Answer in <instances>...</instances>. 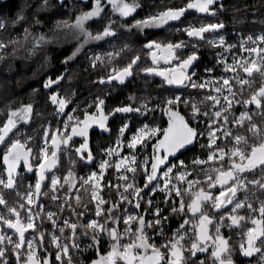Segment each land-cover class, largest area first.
Instances as JSON below:
<instances>
[{
    "label": "snow or ice",
    "instance_id": "obj_1",
    "mask_svg": "<svg viewBox=\"0 0 264 264\" xmlns=\"http://www.w3.org/2000/svg\"><path fill=\"white\" fill-rule=\"evenodd\" d=\"M76 2L82 8L88 7L89 10L82 11L77 15L74 23H69L67 20L58 22L57 29L63 31L53 35L51 39L47 38L44 33L33 35L28 28L24 29L23 45L18 39L5 41L0 38V62L8 59L7 51L10 46H24L27 56L31 57L48 45L66 43L70 38L78 42L82 41V43H78L72 55L62 61L67 65L83 52L85 46L89 44L99 46L101 42H107L117 35L114 30L116 23L114 19H109L102 30H98L96 33L88 30V22L103 19L106 5H110L112 13H118V16L122 18L121 26L124 31L131 34L135 29L140 35H144L145 30L148 29H163L165 26L181 22L189 10L215 16V6L218 3L220 9H223L220 0H187V3L182 7L164 8L144 19L135 20L130 27H124L127 18L133 17V14L141 8L138 0H132V2H128V0H76ZM64 5L65 0H58L59 7ZM48 6L49 0H43L40 8L47 10ZM21 20H23L22 16L16 22L19 23ZM35 23L39 25L41 22L37 19ZM223 28V23H208L198 27L189 24L184 27H176L175 31L185 34L190 40L195 38L204 41L206 33H216ZM4 30L5 24L0 23V32ZM249 42L255 46L246 47ZM207 43L223 49V52L217 54V64L213 68H206L205 72L211 74L219 65H223V68L219 78L209 75V78L202 82L193 79L196 76L195 72L189 73L188 71L199 59L196 52L193 51L187 55V58H181L183 49L188 47L187 42L181 40L162 43L148 40L142 45V48L146 49L151 56L153 65H158L161 60L166 65L178 61L175 67L170 68L146 67L143 69L145 73L162 77L163 82L168 86L197 90L207 89L202 103L211 102L210 108L209 111L201 112L197 103H190L189 99L182 95H175L167 98L162 106L156 105L149 108L145 103L139 107L129 105L114 109L113 116L116 113H137L145 117L159 109L163 116L168 117L167 127L145 124L133 132L125 142L124 136L126 131H129V125L123 124L116 138L117 147H108L104 150L103 155L109 159H101L98 162L99 172L91 171L87 178H79L82 181L81 188L86 189V186H91V200L88 203L95 202L93 209H89L88 203H85L78 194L77 177L73 171L70 170L66 176L62 177L53 174L50 185L45 182L49 179L46 174L57 167L58 152L61 151L62 145L63 151H74L80 161L85 162L86 165L90 166L96 163L89 146V129L96 125L102 132L109 131L107 127L109 116L105 115L103 110L105 101L97 98L95 102L96 114H89L85 110L84 118L81 120L79 116L66 113L65 110L71 103L69 99L61 97L58 92L51 94V104L56 106L55 115H66L67 119L60 122L62 126H58L55 131L51 132V135L50 128L45 130L43 146L37 152L26 147L27 142L22 143L20 139L6 144V139L14 129H17L18 124L30 122L34 111L33 105L31 103L23 104L18 109L10 110L7 113L6 121L0 126V144L6 146L2 157L4 171L0 173V189L15 192L19 200L24 203L17 202L15 206H9L3 192L0 191V208H2L0 210V264H12V257L15 259V264H50L48 259L37 258L35 233L43 226V220L41 219L40 225L35 221L44 216L51 222L53 229L51 243L57 249L55 260L60 264H63L62 257H68V264H72L69 246L60 243V237L55 235V229L61 220L63 226L59 227V232L63 236L66 229L71 230L73 248L79 247L75 242L78 228L81 230V235L90 238L91 243L88 247L95 248L98 256L103 236L106 235L114 242L107 255L93 260L92 264H118L119 261H123L124 264H208V261L211 264H236L233 259V249L229 246V239L225 238L221 229L240 227L249 219L252 226L247 228L246 243H240L238 252L241 258L256 257L258 264H264V200L259 199L260 195H264V127L253 121V116H259L264 120V34L255 39L251 35L246 40L241 37L240 51L241 53L246 52L247 57L233 54L231 63L228 62V57L224 53H231L236 45L226 44L223 36H220L218 40H209ZM119 55L120 53L115 52L107 53V63L111 64L112 58ZM11 58L15 59L16 54L13 53ZM89 59L93 70H96L98 63L100 66L105 65V57L99 54H94ZM140 59L141 57L136 55L123 68L113 67L108 73L107 81L101 78L99 83L117 81L119 84H124L127 78L133 76L134 66ZM241 73L245 75L242 77ZM255 76L260 77V86L256 91L248 94L245 91V86L251 89L255 84ZM63 80L64 74L55 78L48 76L43 83V88L49 90L53 86L59 87ZM225 93L227 94L225 95ZM236 105L243 108L238 117L233 115ZM251 105L255 106V112L249 107ZM181 106L188 110V119L179 111ZM76 111V108L72 109L73 113ZM246 122L248 133L256 141L252 144H249L248 138L245 136H234L232 131L227 128L229 123L243 128ZM217 133H221V135H217ZM75 137L83 138V142L73 148L76 143ZM201 138L207 139V144H201L202 149H207V160L196 158L192 163L194 166H198L212 162L214 166L205 171V181L187 180V176L191 173L188 172L185 162L178 159L177 154L182 150H187L189 146H195ZM218 141L223 143L224 147H220ZM242 145L246 147H242ZM125 147L129 150V155L123 156L114 166L117 172L123 168L125 173H132V181L129 182V177L125 174L117 176L115 190L120 196V201L111 203L110 207L105 208L104 205L109 204L110 201L99 193L103 191L104 187H112V185L111 182L103 185L101 182L106 179L105 171L113 167L110 158L120 157L121 150ZM149 147H151L150 153L147 152ZM49 148L52 149L50 154ZM33 161L36 163L34 164ZM21 163L26 173H33L35 169L36 176L34 185L28 184L25 193H20L18 188L19 183L23 180V176L18 171ZM138 171L144 180L142 186L137 183ZM257 172H259V177L255 178ZM249 174L254 178L249 179ZM180 183L187 185L183 191L178 186ZM121 187L123 191H120ZM194 187L198 190L193 192ZM44 188H48L52 193L51 199L57 202L58 212H45V206L40 202V197L48 196L49 191H44ZM61 191H63L62 196L59 195ZM216 191L219 192L218 195H215ZM157 192L163 193L164 199L157 203L155 211L151 213L154 217L152 220H146L144 215L128 214L127 208L124 209L123 217H118L115 214L120 203L126 202L128 205L134 206L135 209H140L141 202H144L147 205L145 215H148V210L153 206L152 197ZM240 192L245 193L243 200L238 197ZM173 193L175 197L180 198L178 207L176 200L172 199ZM185 195L191 196V202L187 205L184 202ZM130 196L133 199H129ZM170 199L173 214L184 215L187 208V213H190L192 217L198 215V224H192L195 231L190 247H185L182 243L187 236L185 225L191 223L187 218L166 243L158 247L155 243L149 242L150 237L146 229H153L154 232L159 229L157 234L164 235V224L170 217L162 214L163 209L160 207V203L168 206ZM254 199L259 205L258 208L254 207ZM133 200H135L134 205ZM205 204L211 205L214 216H218V220L210 217L203 210ZM66 210L75 217L74 221L64 218L63 213ZM240 210H246L249 216L239 215ZM90 211L94 215H88ZM257 213L258 218H256ZM121 218L123 224L127 226L123 234L118 228ZM134 221L137 222L135 232L131 227ZM210 226L214 228V232H210ZM8 230H11V235L8 234ZM29 230H32L30 239L25 235L29 233ZM44 235V232H39L41 246L44 242ZM123 235H128L131 242L121 244ZM13 236H17L18 239L13 240ZM9 246L11 247L9 248ZM210 249V256L197 262V254H207ZM9 252H11V256H9Z\"/></svg>",
    "mask_w": 264,
    "mask_h": 264
},
{
    "label": "trees",
    "instance_id": "obj_2",
    "mask_svg": "<svg viewBox=\"0 0 264 264\" xmlns=\"http://www.w3.org/2000/svg\"><path fill=\"white\" fill-rule=\"evenodd\" d=\"M43 0H2L0 2V23L5 24V30L0 32V38L8 41L10 39H18L21 41V45H23V33L24 29L28 28V30L33 35H39L44 33L46 36L57 34L62 29L58 30L56 25L60 21L67 20L69 23L75 22V17L79 15L82 11L89 10L88 7H81L77 4L76 0H65V5L63 7L58 6V0H49V6L47 10H41L40 6ZM128 2H132V0H128ZM141 4V13H147V15L155 14L159 10H163L167 7L178 8L182 7L187 3V0H161L159 3L155 1V4L160 5V9H154V5L152 2L154 0H138ZM106 10L103 14V19L99 21H91L87 24L88 30L96 33L98 30H102L103 26L108 23L111 18V8L109 6H105ZM23 17L19 23H17V19L19 17ZM39 19L41 22L39 25L35 23V21ZM219 23L224 24V29L218 32L216 35L208 34L207 38L215 37V36H226L227 40L239 41L241 37L245 40L249 35L252 37H257L260 34H264V0H231L218 14V17H206L205 19L195 15L194 13H186L182 18L181 22H176L175 24L165 26L159 33L155 32L150 38H159L158 41L162 43L167 42H179L181 40L188 43V47L183 49V58H187V55L191 54L193 51L199 56L198 61L189 68V73L195 72V79H198V82H201L203 77L205 76V69L208 67H213L216 64L215 52L216 50L209 47L206 44V41L200 40H190L185 34L176 32V27H184L189 24L194 26L205 25L208 23ZM114 30L116 27L114 26ZM118 38L113 41L116 42L121 38L120 42L115 46L114 50L117 48L119 50L117 53H120L119 57L112 58V63H107V53L111 52L110 50L115 45H110L108 43L102 44L99 46V51L102 52V56L105 57V65L98 66L96 70L91 68V61L89 57L84 60L83 58H75L70 61L67 65L62 63L66 57L71 56L72 53L76 50V44H70L64 48H52L49 50V62L47 65L43 64L39 66V63L30 64L29 61L26 64H18V68L16 67L15 71L9 73L8 71L2 70V66L12 60V54L15 53L16 57L25 54L24 46H10L7 51L8 59L4 62H0V126L7 119V113L10 110H15L21 107L23 104L31 103L33 105L34 111L29 123H20L17 126L16 131H21L22 138L21 142H27L26 147L32 148L34 152H37L42 147V141L44 132L46 129L50 128L51 132L55 131L58 126H62L60 122L67 119L65 115L63 119L60 116L55 115L54 105L51 104L50 94L52 91L58 92L61 97L69 99L71 103L68 106V110L66 113H72L74 116H79L82 120L84 111L91 112L95 108V102L97 98L103 99L105 101L104 106L106 107L108 113H113L114 109L119 107H125L132 105L133 107H139L142 104L147 103L148 107L151 108L156 105H163V102L170 97L175 95H182L183 97L189 99L190 103H197L200 106L201 112L209 111L210 102L202 103L204 100V96L207 93V89L205 90H197L191 88H178L175 86H168L163 82V78L155 75L147 74L143 71L146 67H153L150 58L148 57L146 51H131L125 49L126 40L128 37L124 36V33L117 31ZM157 33V34H156ZM156 34V35H154ZM4 35V36H3ZM205 39V40H206ZM195 45V47H193ZM248 47H253L252 44H249ZM123 50V51H122ZM116 53V52H115ZM96 54H98L96 52ZM136 55L141 57L140 63L134 68L132 82L125 87L121 88H110L108 83L101 84L99 83L100 79L103 78L107 81L108 73L111 71L113 67L123 68L126 66L132 58ZM114 59V60H113ZM48 70V72H47ZM52 76L55 78L60 74H64V80L61 82L60 86H53V89L46 90L43 88V83L45 81V75ZM216 75H219L218 72H215ZM231 75V74H228ZM243 77L244 75L241 74ZM206 77L205 79H207ZM255 84L251 89H248L245 86L246 93L250 94V92H254L260 86V77H254ZM132 98V99H130ZM92 105V107H89ZM253 112H255V106H249ZM76 108L77 111L75 113L72 112V109ZM179 111L186 117L189 116L188 110H186L183 106L179 109ZM243 111V108L240 105H236L233 110V115L238 117L240 112ZM159 109L155 113H149L148 117L142 115H134L130 117V125L129 131L126 132L124 136V140L127 141L131 134L135 132L138 128L142 127L145 124L149 125H163V117L158 113ZM211 114V113H210ZM160 115V116H158ZM158 116V117H157ZM124 117V115L122 116ZM121 118L120 121L113 122L108 125V132H104L99 139L96 140L94 146H92L91 151L95 158L96 163L88 166L85 162L80 161L79 156L75 154L74 151L66 152L63 151V145L61 146V151L58 152L59 160L57 167L54 168L53 173L51 172L47 176L49 179L45 182L50 185V179L53 174L57 176H66L67 173L71 170L74 172L77 177V188L79 189V195L85 203H88L91 200L90 196V188L86 187L81 188L80 184L82 181L79 180L80 177L86 178V175L91 173V171L96 170L97 161L102 156V152L104 149L108 148L112 143L116 142V138L119 134V129L127 122ZM151 119V122H146V120ZM231 119V117H230ZM253 121L257 124H260L264 127V120H262L259 116H253ZM247 122L243 128L234 126L232 123L227 125V128L230 129L233 135H242L248 138L249 144H252L254 141L251 137V134L247 131ZM217 135H221V133H217ZM221 139L223 137L221 136ZM13 142L10 139L6 144H10ZM220 147H224V144L220 141L217 142ZM201 144H207L206 138H201L200 142L197 144V147L191 151L188 155H185L180 160L184 161L187 165L188 172L190 171L193 176L191 180L199 179L203 180V175H201V170L195 168L192 161L196 158L201 160L207 159V149H202ZM244 146V145H242ZM74 147H78V143L73 145ZM231 147V145H229ZM246 147V146H244ZM6 150V146L4 147ZM127 152V151H125ZM148 153L151 152V147L147 150ZM4 151L2 152V154ZM147 154V153H145ZM1 158L0 157V173H3L4 169L1 166ZM142 158V157H140ZM35 164L36 161H33ZM114 169L109 170L108 175L106 176V181L112 183V187H108L104 191V197L108 201L109 204H106L104 207H110L111 203L119 202L120 196L117 194L115 190V174ZM23 176V180L19 183L18 188L20 193H25L28 184L34 185L36 176L35 174L29 175L25 172L21 174ZM259 177V172L255 178ZM188 180V178H187ZM132 181V179L130 180ZM121 184L123 182H120ZM137 183L142 186L144 183L143 178L140 173L137 175ZM179 187L183 191L187 186L180 183ZM5 199L8 201L9 206H15L17 202L24 203V201L19 200V197L15 192L10 190H3ZM44 191H49L48 188H44ZM75 193V189L73 190ZM120 191H123L121 187ZM197 191V190H195ZM52 193L49 191L48 196H41L40 202L45 206V212L53 211L58 212L57 202L52 201L51 199ZM59 195H63V191L59 193ZM250 195V193H249ZM245 197V193H240V199L243 200ZM129 199H133L131 196ZM147 199V197H146ZM153 206L149 209V214L145 215V209L147 205L144 202H141V208L135 209L132 205H128L126 202L120 203L119 207L116 209L115 214L118 217L124 216V209L130 207L128 209L132 213H136L139 215H144L146 220H152L154 217L151 213L155 211V207L158 202H161L164 199V194L157 192L153 197ZM172 199L176 200V206H179V197H175L173 193ZM260 200H264V195L259 196ZM134 201V200H133ZM184 202L187 205L191 202V196L185 195ZM254 207L258 208V203L253 200ZM93 201L88 203L89 209L94 208ZM171 199L169 201V205L166 206L163 203H160V207L163 209V215L170 217L168 221L164 224V235H158L159 229L155 232L153 229H146V232L149 234L150 243H155L158 247L166 243L171 239L173 233L180 227V224L183 223L184 219H189L192 221V216L190 213H187V208L185 209L184 215H176L171 212ZM75 206V205H74ZM2 210V208H0ZM82 210V209H81ZM39 211V209H37ZM6 214V213H5ZM23 215V213H22ZM88 215H94L91 211ZM241 215L249 216L246 210L241 212ZM64 218H70L71 220H75V217L71 216V214L66 210L63 213ZM258 216V213H257ZM41 219L43 220V226L38 229L35 233L37 238H39V232H44V242L41 246L42 252H46V255L50 256L53 264H60L59 261L55 260V256L57 253L56 247L51 243V233L53 232L51 222L47 220L46 216L42 218H38L36 223L40 225ZM83 222V218H82ZM137 225V223H136ZM190 225V224H189ZM189 225H185V229L188 231L191 228ZM63 226L62 220L59 222L58 227L55 229V235L60 237V240L69 246V255L72 259V264H92L93 260L99 259L100 256H105L111 250L112 242L106 235L102 237L100 245H99V256L97 255V250L95 248H89L88 245L91 243L89 237H85L80 234L81 230L78 228L77 230V239L76 243L79 245L78 248H73V239L71 230L66 229L63 236H61L59 232V227ZM250 226L249 220L242 224L240 228L237 230L238 236H233L232 242L230 244V248L233 249V259L238 264H242L243 258L240 257L238 248L240 243L243 242L245 238V233L247 228ZM125 225L123 224V219L121 218L118 224V228L121 234L125 229ZM8 234L12 233L8 230ZM189 235V234H188ZM187 235V237H188ZM194 236H192L193 238ZM191 240L186 242L187 247L190 246ZM18 239V238H16ZM131 242L130 238L127 240L126 238H122L120 243L127 244ZM184 242V243H185ZM11 246H9L10 248ZM164 251V249H161ZM11 252H9V256H11ZM210 256V252L208 255H204L206 257ZM202 257H197V262ZM63 264H68V258L62 257ZM14 257H12V261H14ZM208 264H211L208 261Z\"/></svg>",
    "mask_w": 264,
    "mask_h": 264
},
{
    "label": "flooded vegetation",
    "instance_id": "obj_3",
    "mask_svg": "<svg viewBox=\"0 0 264 264\" xmlns=\"http://www.w3.org/2000/svg\"><path fill=\"white\" fill-rule=\"evenodd\" d=\"M155 1H158L159 3L161 2V0H154V2H152V4L154 5V9H160V5L159 4H155ZM231 0H220V3H222V5L223 6H225L228 2H230ZM107 6H109L110 8H111V6L110 5H107ZM215 10H216V15L215 16H212V15H209V14H202V13H197V12H195L194 10H189L187 13H194L195 15H198V16H200V17H202V18H206V17H215V18H217L218 17V14L221 12V9H220V4L218 3L216 6H215ZM149 15H147V13H141V8H139L138 10H137V12L136 13H134L133 14V17H129V18H127V21H126V24L124 25V27H130L134 22H135V20H140V19H144V18H146V17H148ZM111 18L112 19H114L115 21H116V23H115V27H116V30L117 31H120V32H122V33H124V36L125 37H128L129 39L128 40H126V43H125V49L126 50H131V51H139V50H143V51H146V53H147V55H148V57L150 58V61L152 62V59H151V56L149 55V53H148V51L146 50V49H143L142 48V45L144 44V43H146L148 40H156V41H158V39L159 38H150L152 35H150V34H153V33H155V32H157V33H159L160 31H161V29H148V30H145V34L144 35H140L139 33H137L136 32V30L135 29H133V31H132V33L131 34H129V33H127L126 31H124L123 30V27L121 26V22H122V18H120L119 16H118V13H112V11H111ZM91 22V21H90ZM218 23L220 22V20H218L217 21ZM89 23V22H88ZM175 24V23H174ZM224 29V28H223ZM115 30V31H116ZM156 33V34H157ZM156 34H154V35H156ZM217 34V33H216ZM216 34H211V35H216ZM206 35H208V34H206ZM206 35H205V39H206ZM123 37V36H122ZM121 37V38H122ZM116 38H118V35H116L115 37H113V38H110V40L109 41H107V42H101V44L100 45H102V44H106V43H108V44H110V45H114L115 44V42L113 41L114 39H116ZM121 38L116 42V44L114 45V47L110 50L111 52H118L119 50H117V48L114 50V48H115V46L120 42V40H121ZM219 38V36H215V37H211V38H207L206 40H204V41H206V44L209 46V47H211V48H213V49H215L216 50V52H215V59H216V64H217V59H218V56H217V54L218 53H220V52H223V51H221L220 50V48H217V47H215V46H213V45H211V44H209V43H207V41H209V40H213V39H218ZM192 40H197V39H194V38H192ZM78 43H82V41H75V43H73V44H76V45H78ZM99 45V46H100ZM99 46L98 45H96V44H89V45H87V46H85V48H84V50H83V52L80 54V55H78L77 56V58H79V59H81V58H83L84 60H86V58L87 57H91V56H93L94 54H96V52L99 54V55H101L102 56V52H100L99 50ZM127 46V47H126ZM66 47V46H65ZM61 48H64V47H61ZM61 48H58V49H61ZM50 49H52V48H50ZM49 49V50H50ZM49 50H47V55H49ZM237 53L239 54V55H242L241 54V51H240V48H238V51H237ZM243 56H245V57H247V53H245ZM119 56H117L116 58H118ZM116 58H114V59H116ZM49 56L47 57V61L49 62ZM113 59V60H114ZM36 62V61H35ZM35 62L34 63H30V64H35ZM140 63V60L137 62V65ZM178 63V61H173L172 62V64H170V65H166V64H164L163 63V61L161 60L160 62H159V64L158 65H153V67H159V68H163V66H167V68H170V67H175L176 66V64ZM48 64V63H47ZM215 64V65H216ZM136 65V66H137ZM136 66H134V68L136 67ZM3 67V66H2ZM214 67V66H213ZM213 67H208V68H213ZM220 65L217 67L218 69H220ZM17 68H18V66H17ZM218 69H215V72H218ZM188 71H189V69H188ZM47 72H48V70H47ZM219 73V72H218ZM216 74V73H215ZM241 74H243V73H241ZM48 73L45 75V78L47 79L48 78ZM243 75H245V74H243ZM206 77H208L209 78V74L208 73H206L205 72V76L203 77V79H202V81L203 80H205V78ZM132 78H133V76H131V77H129V78H127L126 79V81H125V83L124 84H119L117 81H112L111 83H108V85L110 86V88L112 89V88H121V87H125V86H128L131 82H132ZM207 78V79H208ZM45 79V80H46ZM193 79H195V77H193ZM195 80H197L198 81V79H195ZM201 81V82H202ZM178 88H180V87H178ZM53 89V88H52ZM192 89V88H191ZM55 91H52V93L51 94H53ZM51 94H50V96H51ZM54 107V109H55V111H56V106L54 105L53 106ZM67 110H68V108L65 110L66 112H67ZM103 110H104V114L105 115H108L109 116V119H108V121H107V127H108V125L109 124H112L113 122H117V121H120L121 120V118H124L123 120L124 121H126L127 119H131L130 117H132V116H134L135 114L136 115H138L137 113H116L114 116L112 115V113H108V111H107V109H106V107L103 105ZM162 117H163V125L164 126H162L161 124L160 125H157V126H162V127H167V120H168V117L167 116H163L162 115V113L159 111L158 112ZM72 114V113H71ZM89 114H96V107L93 109V110H91V112H89ZM182 114V113H181ZM124 115V117H122ZM160 115H158V116H160ZM183 115V114H182ZM65 115H62V116H60V118L61 119H63V118H65L64 117ZM140 116V115H139ZM157 116V117H158ZM147 117H148V115H147ZM185 118L186 119H188V117H186L185 116ZM146 122H151V119H148V120H146ZM127 124L128 123H130V120H127V122H126ZM21 131H16L15 129L13 130V133H10L9 134V138L8 139H6V142H8L10 139H12L13 141L14 140H16V139H20L21 140V138H22V133H20ZM104 132H102L99 128H98V126H96V125H94L91 129H89V146H90V150L92 149L91 147L92 146H94V143L96 142V140L97 139H99L100 138V136L103 134ZM131 137V136H130ZM74 140L76 141V143H78V146H79V144L81 143V142H83V138H81V137H75L74 138ZM49 144H50V140H49ZM198 144V143H197ZM42 146H43V141H42ZM4 147H5V144H0V157L2 156L3 157V154H2V152L4 151H6L5 149H4ZM196 147H197V145H196ZM195 147V148H196ZM242 147H244V146H242ZM194 148V149H195ZM194 149H192V150H194ZM51 148H49V154H50V152H51ZM192 150H189L188 152H186V153H184L183 155H181L178 159L180 160L182 157H184L185 155H188L189 153H191V151ZM205 160V159H204ZM207 160V159H206ZM175 162V161H174ZM1 166L3 167V169H4V165H3V160H2V158H1ZM214 165L212 164V162H209V163H207V164H203V165H198V166H195V168H198L199 170H201V175H203V180H201L202 182L203 181H205L206 180V175H205V171L207 170V169H209V168H211V167H213ZM216 166H218V165H216ZM54 170V169H53ZM53 170H52V173H53ZM18 171L20 172V174H22L23 172H25V169H24V167H23V164L21 163V167L18 169ZM190 172V171H189ZM26 173V172H25ZM51 173V172H50ZM50 173H47L46 175H48V174H50ZM191 173V172H190ZM27 174H29V175H32V174H35V169H34V171H33V173H27ZM214 175V174H213ZM257 175V174H256ZM193 176V174L191 173V175H189L188 176V180H191V177ZM251 178H254V177H252L251 176V174H249V179H251ZM195 190H198V188H195L194 190H192V191H195ZM241 193V192H240ZM240 193H238V197H239V199H240ZM219 194V192L218 191H216L215 192V195H218ZM41 199V198H40ZM229 207H231V206H229ZM203 210L206 212V213H208L209 214V216L210 217H213L214 219H216V220H218V216H214V210L211 208V205L210 204H205L204 206H203ZM243 210H240L239 211V215H241V212H242ZM193 219H192V221H191V223H190V225H189V227L191 228L190 230H188L187 231V235H188V237L186 236V239L182 242L184 245H185V247H187V245H186V242H188L189 243V241L191 240V238H192V236H194V229H193V227H192V224H198V215H197V217H192ZM256 218H258V216H257V214H256ZM36 222V221H35ZM249 223H250V219H249ZM252 225H251V223H250V226L249 227H251ZM240 227H235L234 229H228V228H222L221 229V231H222V233H223V235L225 236V238L226 239H229V246H230V244H231V242H232V238H233V236H238V233H237V230L239 229ZM10 232H11V230H9ZM32 232V230H29V233H26L25 235H26V237L27 238H31V235H30V233ZM210 232H214V228L213 227H211L210 226ZM16 238H18L17 236H13V240H16ZM172 238V237H171ZM38 239L39 238H37V236H36V241H37V258L38 259H48L49 260V262H50V264H53L52 263V261H51V258H50V256H48V255H46V252H42V250H41V247L39 246V244H38ZM186 241V242H185ZM60 243H62V244H64L61 240L59 241ZM185 242V243H184ZM243 242L244 243H246V235H245V238H244V240H243ZM55 246V245H54ZM190 247V246H189ZM25 248H26V245H25ZM209 252H211V249L209 250ZM209 253H207V254H200V253H198L197 254V257H202L201 259H205V257H204V255H208ZM68 258V257H67ZM120 262H123V261H120ZM12 264H15V260L14 261H12ZM236 264H238V263H236ZM242 264H258V261H257V258L256 257H253V258H249V259H244L243 258V262H242Z\"/></svg>",
    "mask_w": 264,
    "mask_h": 264
},
{
    "label": "rangeland",
    "instance_id": "obj_4",
    "mask_svg": "<svg viewBox=\"0 0 264 264\" xmlns=\"http://www.w3.org/2000/svg\"><path fill=\"white\" fill-rule=\"evenodd\" d=\"M2 0H0V2H1ZM58 34V33H57ZM55 35V34H54ZM53 35H49V36H46L47 38H49V39H51V37H52ZM75 39H69L68 40V42H66V43H59V44H51V45H48L46 48H44L43 50H41V51H38L37 52V54L35 55V56H31V57H28L27 56V54L25 53V54H23V55H20V56H17L15 59H12V60H10V61H8V62H6L4 65H3V67H2V70H4V71H8L9 73H12V72H14L15 71V69H16V67H17V65L18 64H21V63H23V64H26V62L27 61H29V63H34L35 61V64L36 63H39L40 65L39 66H41V65H43V64H45V65H47V63H48V61L46 60V58L48 57V55H47V50H49L50 48H61V47H65V46H68V45H70V44H73V43H75ZM49 60V59H48ZM163 68H167V66H163ZM206 90V89H205ZM206 91H208V90H206ZM227 93H225V95H226ZM211 103V102H210ZM128 125H130V123H128ZM127 132V131H126ZM126 134V133H125ZM126 142V141H125ZM114 145H116V142L115 143H112V145H110L109 147H113ZM107 149V148H106ZM105 150V149H104ZM104 150H103V152H104ZM127 151V150H126ZM103 152H102V156L100 157V159L97 161V163L101 160V159H103V157H104V155H103ZM127 152H129V151H127ZM111 163L113 164V167H110V168H108L109 170H111V169H114V174H117V173H120V171L119 172H117V170H116V168H115V164L117 163H115L114 162V159L111 161ZM96 169H98V165H96ZM107 169V170H108ZM138 173H139V171H138ZM138 173H137V175H138ZM90 174V173H89ZM89 174H87L86 175V178H87V176L89 175ZM131 175H133V174H131ZM187 178H188V176H187ZM175 182V181H174ZM182 184H184V185H186V183H182ZM179 186V185H178ZM187 186V185H186ZM86 187H88V188H90V196H91V186L89 185V186H86ZM195 189V187L192 189V190H194ZM194 192V191H193ZM134 202H135V200L133 201V205H134ZM93 203L95 204V202L93 201ZM105 206V205H104ZM132 207H134V206H132ZM127 209H130V207H128L127 206ZM128 214H132V215H136V213H132V212H130V210H129V213ZM136 223L137 222H132V225H131V227H132V231L133 232H135V230H136V227H137V225H136ZM126 226V225H125ZM127 227V226H126ZM123 233H124V231H123ZM123 237L124 238H126L127 240H129V236L128 235H123ZM118 264H124V262H118Z\"/></svg>",
    "mask_w": 264,
    "mask_h": 264
},
{
    "label": "built area",
    "instance_id": "obj_5",
    "mask_svg": "<svg viewBox=\"0 0 264 264\" xmlns=\"http://www.w3.org/2000/svg\"><path fill=\"white\" fill-rule=\"evenodd\" d=\"M261 35V34H260ZM224 38H225V42H226V44H234V45H236V47L232 50V52L231 53H229V52H225L224 53V55L225 56H227L228 57V62L229 63H231V57H232V55L233 54H235V55H237V56H240L238 53H237V51H238V48H240V40L239 41H232V42H230L231 40H227V38H226V36H223ZM254 39L256 38V37H253ZM219 39V38H218ZM217 39V40H218ZM249 44H252L251 42H249L248 44H246V47H248V45ZM253 45V44H252ZM255 45H253V47H254ZM220 50L221 51H223V49H221L220 48ZM246 53V52H245ZM245 53H241L242 55H244ZM221 67H220V69H218L217 67L218 66H216L215 67V69H218V72H219V75H216L215 74V70L211 73V74H209L211 77H213V78H219L220 77V75L222 74V68H223V65H220ZM222 103H223V101H222ZM113 147H117V145H114ZM119 150V149H118ZM129 151L126 147L124 148V149H122L121 150V156L120 157H116V156H113V157H111L110 158V160L112 161L113 159H114V162L116 163H118L119 162V160L123 157V156H125V155H129V152H125V151ZM103 159H109V157H107L106 155H104V157H103ZM97 165H98V163H97ZM95 171H97V172H99V169H96ZM108 172H109V169L108 170H106L105 171V173H104V175H105V178H106V176L108 175ZM121 174H125V175H127L128 177H129V182H131L130 180L132 179V173H125L124 172V169L123 168H121L120 169V173H117V174H115V182H116V184H117V180H116V177L117 176H119V175H121ZM108 181H106V179H105V181H102L101 183H102V185L103 184H105V183H107ZM122 182V181H121ZM111 185H112V183H111ZM108 187H104L103 188V191L102 192H100L99 194L101 195V196H103L104 197V191H105V189H107ZM105 198V197H104ZM135 203V202H134Z\"/></svg>",
    "mask_w": 264,
    "mask_h": 264
},
{
    "label": "water",
    "instance_id": "obj_6",
    "mask_svg": "<svg viewBox=\"0 0 264 264\" xmlns=\"http://www.w3.org/2000/svg\"><path fill=\"white\" fill-rule=\"evenodd\" d=\"M221 30H223V29H220L218 32H220ZM218 32H216V33H218ZM216 33H206V34H216ZM206 34H205V35H206ZM194 39H195V38H194ZM175 87H176V86H175ZM196 145H197V144H195V146H189V148H188L187 150H182L181 153H178V154H177L178 158H179L181 155H183L184 153L188 152L189 150L194 149V148L196 147ZM40 198H41V197H40Z\"/></svg>",
    "mask_w": 264,
    "mask_h": 264
},
{
    "label": "bare ground",
    "instance_id": "obj_7",
    "mask_svg": "<svg viewBox=\"0 0 264 264\" xmlns=\"http://www.w3.org/2000/svg\"><path fill=\"white\" fill-rule=\"evenodd\" d=\"M4 36V35H3ZM114 47V46H113Z\"/></svg>",
    "mask_w": 264,
    "mask_h": 264
}]
</instances>
